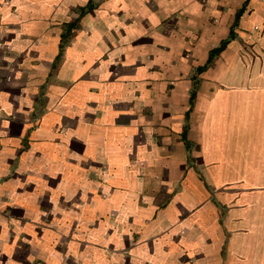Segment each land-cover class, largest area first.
Masks as SVG:
<instances>
[{
  "label": "crops",
  "instance_id": "crops-1",
  "mask_svg": "<svg viewBox=\"0 0 264 264\" xmlns=\"http://www.w3.org/2000/svg\"><path fill=\"white\" fill-rule=\"evenodd\" d=\"M0 264H264V0H0Z\"/></svg>",
  "mask_w": 264,
  "mask_h": 264
}]
</instances>
